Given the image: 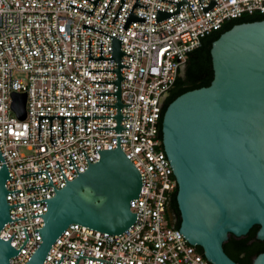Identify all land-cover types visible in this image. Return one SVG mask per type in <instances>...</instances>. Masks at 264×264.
I'll use <instances>...</instances> for the list:
<instances>
[{
	"label": "built area",
	"instance_id": "built-area-1",
	"mask_svg": "<svg viewBox=\"0 0 264 264\" xmlns=\"http://www.w3.org/2000/svg\"><path fill=\"white\" fill-rule=\"evenodd\" d=\"M134 15L145 17L143 21H131L127 30L122 28L135 0H124L113 24L121 0H111L103 18L101 16L109 0H98L92 14L93 2L89 0H0V152L10 177L5 189L21 191L5 195L9 217L23 219L8 221L0 230V238L8 240L15 249L28 240L10 264H25L38 247L41 237L42 216L47 202L29 201L53 197L52 186L27 187L48 184L46 173L25 176L20 174L47 170L55 189L65 186L77 176L69 157L71 155L78 172L99 160L97 149H115L114 117H88L84 119H40L38 139V115H115V83L91 81H115V71H87V69H115V60L88 59L98 57L100 43L102 56H111V37L92 28H81L83 23L122 39L120 74V125L129 127L119 132L120 148L141 173L142 186L137 199L129 201L130 209L137 213L136 221L121 234H107L99 230L70 223L50 246L44 264H75L79 254L111 261L105 262L80 257L77 264H212L196 245L188 243L178 228L171 227L167 215L170 194L177 187L172 167L162 147L159 136V120L162 98L171 88L191 51L201 44V39L220 30L231 19L244 15H264V0H215L207 12H203L198 0L182 3L179 13L155 22L157 9L174 11L176 4L166 0H137ZM180 1V0H173ZM207 6L210 0H200ZM14 72L22 74L15 77ZM25 93V118L19 119L11 108L12 93ZM3 165L0 159V168Z\"/></svg>",
	"mask_w": 264,
	"mask_h": 264
},
{
	"label": "water",
	"instance_id": "water-1",
	"mask_svg": "<svg viewBox=\"0 0 264 264\" xmlns=\"http://www.w3.org/2000/svg\"><path fill=\"white\" fill-rule=\"evenodd\" d=\"M93 2L92 14L98 0ZM174 2V11L156 10L155 22L176 13L182 3H187L195 18L188 0H166ZM203 12L217 4L210 0L203 6ZM111 0H109L101 19ZM114 16L112 24L123 4ZM142 6L135 0L122 28L127 30L131 21H143L145 17L134 15V6ZM81 28H92L111 37V56H102V43L98 57L90 56V38H88V59L115 60V69H87V71H115V81H91L92 83H115V92H95V94L116 95L115 104H95V106H115V115H38V139H40V119L49 118V139L51 144V119L60 117L61 137L63 138V119H84V130L88 117H114L115 127H95V129H115L116 148L97 149L100 158L90 163L88 168L78 172L70 154L69 157L77 171V176L68 181L56 160L66 181L65 186L55 189L47 170L20 174V176L44 172L49 178L48 184L27 187L26 189L50 185L55 191L53 197L29 201H45V213L31 215L42 216L44 224L39 230L41 241L25 264H44L45 256L57 237L70 223H78L107 234L118 235L130 227L137 217L129 206L131 199H137L141 186V173L120 148L119 132L122 129L120 119L130 117L121 115L120 80L127 79L120 74L122 39L83 23ZM211 60L213 78L209 85L187 90L175 97L166 107L162 117V147L168 158L177 182L176 202L180 213L179 232L189 244L201 248L205 258L212 264H238L223 249V243L229 234L236 237L246 235L257 225L256 238L264 240V19L234 24L222 32L212 42ZM184 64L178 75L183 77ZM25 93H12L11 108L19 119L25 118ZM3 165L0 168V230L8 221L26 218H10L5 195L21 191L5 189V180L11 178L5 160L0 152ZM169 224L173 227V212L167 205ZM20 248L10 245V239L0 238V264H10V258L17 255ZM63 254L57 264L60 263ZM80 257L111 261L79 254ZM123 264V263H121ZM252 264H264V251L258 253Z\"/></svg>",
	"mask_w": 264,
	"mask_h": 264
},
{
	"label": "trees",
	"instance_id": "trees-1",
	"mask_svg": "<svg viewBox=\"0 0 264 264\" xmlns=\"http://www.w3.org/2000/svg\"><path fill=\"white\" fill-rule=\"evenodd\" d=\"M264 19L262 14L244 15L240 18L231 19L226 21L222 28L217 31H213L201 39L199 47L191 51L184 63L185 73L181 77L177 74L175 81L169 90L173 91L172 96L166 103L162 105L160 120H159V136L162 140V117L168 104L181 93L198 88L201 86H207L210 84L213 78V68L210 49L212 42L219 37V35L230 29L234 24L241 22H249L254 20ZM177 187L169 196V206L174 216L177 218V222L173 225L174 228L180 226V213L176 202ZM257 225H254L249 232L240 237H236L229 234L228 239L223 243V249L238 264H252L253 258L260 252L264 251V240L256 238ZM251 240L252 243H248ZM201 250V248H199ZM202 251V250H201ZM243 254V256H242Z\"/></svg>",
	"mask_w": 264,
	"mask_h": 264
},
{
	"label": "flooded vegetation",
	"instance_id": "flooded-vegetation-1",
	"mask_svg": "<svg viewBox=\"0 0 264 264\" xmlns=\"http://www.w3.org/2000/svg\"><path fill=\"white\" fill-rule=\"evenodd\" d=\"M172 94H173V91H171V90H168V91L164 94V96H163V98H162V105L168 101V99L172 96ZM176 222H177V218H176V217L174 216V214H173L172 224L174 225ZM248 243L250 244V243H252V241L249 240ZM242 256H243V254H242Z\"/></svg>",
	"mask_w": 264,
	"mask_h": 264
},
{
	"label": "rangeland",
	"instance_id": "rangeland-1",
	"mask_svg": "<svg viewBox=\"0 0 264 264\" xmlns=\"http://www.w3.org/2000/svg\"><path fill=\"white\" fill-rule=\"evenodd\" d=\"M13 75L15 77H18V78H21L22 77V74L21 73H18V72H14Z\"/></svg>",
	"mask_w": 264,
	"mask_h": 264
}]
</instances>
